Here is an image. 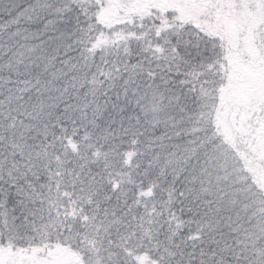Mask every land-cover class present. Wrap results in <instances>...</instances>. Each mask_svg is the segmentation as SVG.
<instances>
[{
  "label": "snow or ice",
  "instance_id": "obj_1",
  "mask_svg": "<svg viewBox=\"0 0 264 264\" xmlns=\"http://www.w3.org/2000/svg\"><path fill=\"white\" fill-rule=\"evenodd\" d=\"M0 264H264V0H0Z\"/></svg>",
  "mask_w": 264,
  "mask_h": 264
}]
</instances>
